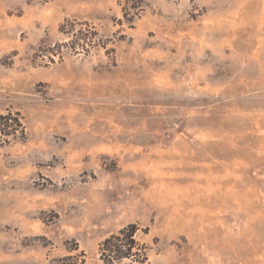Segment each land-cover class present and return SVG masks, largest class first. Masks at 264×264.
<instances>
[{
	"label": "rangeland",
	"instance_id": "obj_1",
	"mask_svg": "<svg viewBox=\"0 0 264 264\" xmlns=\"http://www.w3.org/2000/svg\"><path fill=\"white\" fill-rule=\"evenodd\" d=\"M123 2L0 0V264H264V0Z\"/></svg>",
	"mask_w": 264,
	"mask_h": 264
},
{
	"label": "trees",
	"instance_id": "obj_2",
	"mask_svg": "<svg viewBox=\"0 0 264 264\" xmlns=\"http://www.w3.org/2000/svg\"><path fill=\"white\" fill-rule=\"evenodd\" d=\"M146 6L145 0H124L121 12L123 21L129 26H132L135 19L139 18ZM72 36L71 44L74 49L82 47L84 51H88L85 47L90 46L87 43L85 36L82 35V30L69 32ZM85 43V44H83ZM0 120L4 123L1 126L11 127L15 126L22 128V124L18 116L12 117L10 115L1 116ZM10 124L8 125V123ZM4 131V130H3ZM6 132L0 133V136H7ZM138 227L135 224H129L117 233L110 234L98 245L99 260L102 264H133L143 263L147 260L146 248L136 240V233ZM74 248L70 251H76ZM59 264H86L85 254L70 255L62 258Z\"/></svg>",
	"mask_w": 264,
	"mask_h": 264
}]
</instances>
